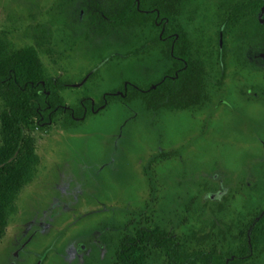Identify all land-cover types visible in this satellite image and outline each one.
<instances>
[{
  "label": "rangeland",
  "instance_id": "rangeland-1",
  "mask_svg": "<svg viewBox=\"0 0 264 264\" xmlns=\"http://www.w3.org/2000/svg\"><path fill=\"white\" fill-rule=\"evenodd\" d=\"M88 1L0 0L2 49L31 48L41 76L67 84L63 109L90 107L27 133L37 162L0 264H115L124 239L154 227L184 252L194 235L201 250L236 255L264 210V0H167V26L144 9L103 31ZM125 1L99 0L106 10ZM181 62L200 81L188 72L180 103L157 105L151 91ZM127 84L121 101L100 103ZM147 254L165 264L158 249ZM240 264H264V233Z\"/></svg>",
  "mask_w": 264,
  "mask_h": 264
},
{
  "label": "trees",
  "instance_id": "trees-1",
  "mask_svg": "<svg viewBox=\"0 0 264 264\" xmlns=\"http://www.w3.org/2000/svg\"><path fill=\"white\" fill-rule=\"evenodd\" d=\"M87 4L91 19L96 21L98 30L101 29V31L109 24L111 27H120L124 16L131 19L133 21L131 23L139 17L145 18L146 16L139 12L144 9L151 11L148 15L151 19L155 18L157 12L161 24L164 23L167 26L171 12L170 3L167 0H140L137 8L133 0H126L123 5L120 4L121 7L116 9L112 7L108 10L99 0H89ZM45 43V38L37 37L35 45L42 47ZM190 64L191 62L179 63L174 70L170 69L164 75L160 84L155 86V90L151 93L157 105L180 103V98L191 90L190 85L192 84L184 78L188 72L191 78L196 77L200 81V75L198 78L196 74L197 71H190ZM66 85L63 81L41 76L38 60L31 48L7 53L0 44V99L2 100V111L0 112V240L4 236L8 217L14 210V202L20 190L34 174L37 158L27 133L40 124H47L56 114L63 113L68 123H73V120L83 117L90 111L87 99L81 100L79 106L73 110L63 109L58 94L66 88ZM147 89V87L143 88L144 91ZM126 91H133V87L127 84L118 89L119 95L113 97L111 94L105 95L100 103L113 99L121 101ZM243 228L244 230L240 233H244L247 228L248 232L246 236L244 235L238 253L224 257L213 248L208 251L201 250L198 246L202 240L194 235L191 238L198 248L184 252L178 240L160 228L140 229L132 238H126L121 242L115 264H148L149 248L158 249L160 255L165 257V264H240L250 256L252 250L255 252L257 249L262 233H264V210L256 214L254 219L245 224Z\"/></svg>",
  "mask_w": 264,
  "mask_h": 264
},
{
  "label": "flooded vegetation",
  "instance_id": "flooded-vegetation-1",
  "mask_svg": "<svg viewBox=\"0 0 264 264\" xmlns=\"http://www.w3.org/2000/svg\"><path fill=\"white\" fill-rule=\"evenodd\" d=\"M172 57H173V56H172ZM104 96H105V95H104ZM104 96H103V97H104ZM103 97H102V98H103Z\"/></svg>",
  "mask_w": 264,
  "mask_h": 264
}]
</instances>
